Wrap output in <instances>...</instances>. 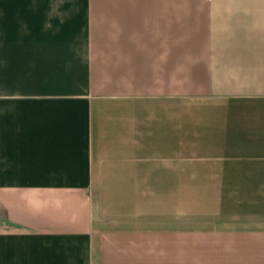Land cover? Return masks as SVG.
<instances>
[{"label": "crops", "instance_id": "0c3cea01", "mask_svg": "<svg viewBox=\"0 0 264 264\" xmlns=\"http://www.w3.org/2000/svg\"><path fill=\"white\" fill-rule=\"evenodd\" d=\"M0 264H264V0H0Z\"/></svg>", "mask_w": 264, "mask_h": 264}, {"label": "rangeland", "instance_id": "374dc122", "mask_svg": "<svg viewBox=\"0 0 264 264\" xmlns=\"http://www.w3.org/2000/svg\"><path fill=\"white\" fill-rule=\"evenodd\" d=\"M185 233H232L239 232V218H185Z\"/></svg>", "mask_w": 264, "mask_h": 264}]
</instances>
